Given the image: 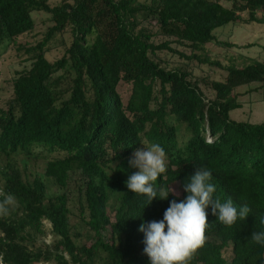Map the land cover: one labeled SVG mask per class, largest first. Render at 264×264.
Returning a JSON list of instances; mask_svg holds the SVG:
<instances>
[{
  "label": "trees",
  "instance_id": "obj_1",
  "mask_svg": "<svg viewBox=\"0 0 264 264\" xmlns=\"http://www.w3.org/2000/svg\"><path fill=\"white\" fill-rule=\"evenodd\" d=\"M33 13L47 14L52 27L36 45H20ZM253 26L264 28V0H0V46L13 45L28 64L0 108V201L16 199L0 216L4 264H150L141 224L161 221L171 201H183L201 164L213 173L214 199L251 211L228 227L209 206L205 244L189 264H264V245L251 240L264 232V120L230 117L242 109L240 89L255 86L243 94L264 99V45L262 60L240 68L206 53L217 30ZM56 35L70 43L50 63L46 47ZM200 67L225 77H197ZM154 143L166 153V171L150 204L126 181L139 171L129 166L133 153ZM36 150L47 161L29 182L16 161L34 159ZM48 184L60 193L48 195Z\"/></svg>",
  "mask_w": 264,
  "mask_h": 264
},
{
  "label": "clouds",
  "instance_id": "obj_2",
  "mask_svg": "<svg viewBox=\"0 0 264 264\" xmlns=\"http://www.w3.org/2000/svg\"><path fill=\"white\" fill-rule=\"evenodd\" d=\"M166 153L159 144L138 149L129 159V166L139 169L129 176L126 187L135 194L147 196L150 204L156 199L158 192L155 182L166 171ZM212 171L201 164L196 167L195 174L184 185L186 198L177 202L171 201L165 210L161 221L142 223L139 231L144 234V254L150 264H189L191 259L201 249L206 241L208 219L206 209L211 206L212 215L217 216L219 222L231 227L237 219L245 220L251 208L244 203L237 207L231 199L221 202L214 199L216 187L210 181ZM174 193V190H170ZM3 195V193H0ZM159 195L165 200L169 194L164 188L159 189ZM16 205L13 195L7 194L0 201V216H7ZM264 224V217L260 219ZM251 240L264 245V232H252Z\"/></svg>",
  "mask_w": 264,
  "mask_h": 264
},
{
  "label": "rangeland",
  "instance_id": "obj_3",
  "mask_svg": "<svg viewBox=\"0 0 264 264\" xmlns=\"http://www.w3.org/2000/svg\"><path fill=\"white\" fill-rule=\"evenodd\" d=\"M139 2H148L149 0H138ZM60 0H49L51 6L59 3ZM32 20L34 21L33 31L29 34L23 35L19 38L18 43L20 45L33 46L42 41L47 34V31L52 24L50 23L49 16L44 13H33ZM215 43L206 46V53L212 61L219 62L222 66H228L230 63H234L238 68L243 66L246 59L262 60L263 54L261 46L264 45V28L253 26L250 28H237L228 27L226 29L217 30L215 32ZM154 41L160 42V38H155ZM70 38L68 35L61 36L56 35L52 41L46 47V58L50 63L59 61L64 54V49L69 45ZM219 44H229L231 48L219 46ZM257 45V46H255ZM182 51V49H180ZM188 54V51H186ZM0 108L4 107L5 102L11 95V80L17 72H20L28 66L24 63L26 56L18 51L13 45L3 44L0 46ZM160 58L174 63V66L182 64L177 58H170L164 54H160ZM194 73L197 77H207L210 80H221L225 77L224 72L217 70L216 68L200 67L195 68ZM255 86L250 88H243L239 90L242 94L240 102L242 109L236 112H232L230 117L232 120L245 121L250 118V122L253 124H259L264 120V99L260 94L250 92V95H245L246 91L253 90ZM122 86L120 91L124 90ZM207 94V92H205ZM124 97V92L122 93ZM35 153H41L40 150H36ZM40 155V154H39ZM36 156L34 159L28 160L26 163L21 162V158H18L16 163L17 167L23 176L24 180L29 182L37 176H42L44 173L46 155L42 153L40 156ZM4 160L0 159V167L4 166ZM166 163V162H165ZM171 189L174 190V195L180 197V188L178 185H173ZM60 192L56 187L48 184V195H58ZM75 202V203H74ZM70 209L73 214L77 216L76 201H73L70 205ZM75 221L72 222L74 224ZM46 242L52 243V240L46 239ZM225 257L228 259L230 253H226ZM95 264H100L98 258L95 260Z\"/></svg>",
  "mask_w": 264,
  "mask_h": 264
},
{
  "label": "built area",
  "instance_id": "obj_4",
  "mask_svg": "<svg viewBox=\"0 0 264 264\" xmlns=\"http://www.w3.org/2000/svg\"><path fill=\"white\" fill-rule=\"evenodd\" d=\"M0 193H1V189H0ZM0 264H4V262H3V256H2L1 253H0Z\"/></svg>",
  "mask_w": 264,
  "mask_h": 264
}]
</instances>
